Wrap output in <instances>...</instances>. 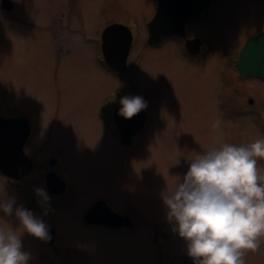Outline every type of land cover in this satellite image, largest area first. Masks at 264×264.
<instances>
[{"label": "rangeland", "instance_id": "1", "mask_svg": "<svg viewBox=\"0 0 264 264\" xmlns=\"http://www.w3.org/2000/svg\"><path fill=\"white\" fill-rule=\"evenodd\" d=\"M11 1V12H5L0 3V117H15L19 104L27 108L35 105L38 128L32 150L43 139L44 155L55 150L63 153L71 187L67 203L54 215L60 243L83 249L91 257L88 264H159L158 249L151 244L148 233L155 232L152 221L161 222L166 217L162 192L167 184L174 187L187 172L189 160L199 152L224 142L248 144L263 137L261 115L255 102L250 105L248 99H253L254 93L264 99V82L250 79L248 85L230 87L222 102L219 78L226 69L228 76L233 73L230 62L236 58L244 36L264 27V0H214L213 12L190 27L193 34L213 37L208 58L199 64L183 54L176 41H170L163 50L144 45L145 27L157 0ZM68 11L76 13L70 16L72 24L79 26L78 22L83 21L85 26L70 39V54L59 62L55 53L65 52L63 37L55 34L52 22L57 14ZM126 15L134 34L140 33V40L125 69L127 74L109 78L94 61L96 49L87 38L98 25L102 31L111 24L112 17ZM120 22L127 24L126 20ZM219 33H223V40L218 41ZM159 74L167 77V84L158 81ZM131 76L140 80L138 85L147 87L148 105L167 109L160 113L154 110L153 123L136 157L127 160L123 148L116 143L108 146L109 137L102 131L103 120L99 121L97 110L111 88L133 87ZM156 88L160 89L159 99H153ZM217 117L221 118V127L213 129ZM44 155L42 158L47 157ZM36 180L28 179L19 191L3 183L2 178L0 186L21 204L26 197L37 200ZM97 196H104L116 210L123 204L137 207L148 227L141 224L137 230L126 232L83 226L82 211ZM39 206L45 210V206ZM36 214L49 223L48 214ZM0 215L5 220L0 226H20L14 214ZM164 227L173 233L169 222ZM174 237L169 249L172 245L176 249L186 246L178 234ZM22 241L30 260L54 262L52 250L45 247L46 240L24 232ZM244 259L246 264L264 263V238L260 249L247 250ZM160 262L166 264L167 260L161 257Z\"/></svg>", "mask_w": 264, "mask_h": 264}, {"label": "flooded vegetation", "instance_id": "2", "mask_svg": "<svg viewBox=\"0 0 264 264\" xmlns=\"http://www.w3.org/2000/svg\"><path fill=\"white\" fill-rule=\"evenodd\" d=\"M158 1H156V7L154 14L156 13L158 7ZM2 6V0H0ZM215 1L210 0L209 4L201 12L196 14L195 16L191 17L185 22V31L184 37L176 36V35H169L166 36L161 40V42L157 46H150L148 44L149 40V31H148V24L152 20V18L147 22L145 27V36H143L142 41L145 39V46L148 48H153L156 50H163L170 41H176L179 44V48L183 49V54L187 55L191 58L194 63H200L201 61L204 62L205 59L208 58L211 47L213 45V37L211 34L208 33H191L190 27L193 24L201 23L203 19L209 16L213 12V6ZM3 7V6H2ZM14 8V5H13ZM12 8V10H13ZM4 9V8H3ZM5 11V12H11ZM72 11H68L65 13H61L60 15H56L55 20L52 22V29H54L55 34H59V38L63 37L62 43L64 45L65 52L62 50L59 53H55V59L57 61H63L66 54H70L69 48L72 46L70 39L75 37L76 34H80L83 31L85 24L83 21L78 22L79 26H75L71 22V15H74ZM127 16V15H126ZM59 17V18H58ZM82 15L78 13L77 19H80ZM120 20H126L127 24L120 22ZM130 17H123V18H113L111 20V24H107L104 26L103 30H99V25L94 29L95 32L92 36H89L87 40L95 46V52L93 55L94 61L99 63L102 70L106 73V76L110 77H117L121 78L124 77L127 73L126 70L119 72L112 69L106 62V57L103 52V32L113 25H121L124 26V29L127 30L130 34V44L129 48L127 49L126 53V69L129 68V60L131 56H133L134 48L138 45L140 40V33L139 35L134 34L131 27H129ZM37 27H40L37 25ZM95 27V26H94ZM93 27V28H94ZM129 30V31H128ZM264 30V27L260 30L254 31L248 36H244L243 42H245L249 37H252L261 31ZM248 33V32H245ZM244 33V34H245ZM65 35V37H64ZM145 37V38H144ZM186 40H193L194 43L197 42L198 44V52L197 54H191L187 47H186ZM241 43L239 47V51L243 44ZM171 43V42H170ZM64 54V55H63ZM182 54V56H183ZM239 54V52H238ZM233 58L230 62V67L234 69L232 74H227V69L224 70V75H221L219 78L221 92L219 97L221 98L222 102L224 101L225 94H227V89L230 87L234 88L237 86H245L247 81L250 79H258L253 76H243L241 75L238 67H237V59ZM115 56V55H114ZM232 64V65H231ZM227 68V63H226ZM126 73V74H125ZM135 77V76H134ZM158 81L167 84V77L159 74L157 76ZM131 80H134V84ZM139 80L137 77L129 79V83H132L133 87L130 89L127 88L122 89L120 87L116 88L113 87L109 90V95L106 100L101 104V107L97 110L99 121L100 119L103 120L101 122V126L103 127L102 131L108 134L109 137V145L115 143L123 148L124 154L123 158L127 160H132L135 156V152L138 150L139 145H141L142 140L144 139L148 129L150 128L151 124L154 120V110L157 113L163 111V109H167V107H158L148 105L146 109L141 110L138 114L134 115L131 119H125L124 117L118 114V110L121 107L120 99L123 96H134V95H141L146 98L145 94L147 91V87L143 85H138L136 82ZM263 81V80H260ZM140 82V80H139ZM264 82V81H263ZM141 83V82H140ZM248 85V84H247ZM234 86V87H233ZM258 91L259 89L256 88ZM254 91V90H253ZM255 92V91H254ZM255 97L249 98L248 103L252 105L255 102L256 109L258 115H261V132L264 137V99L260 97V95H256ZM194 95V94H193ZM153 99L160 98V89L156 88V92L153 95ZM226 102V101H225ZM152 107V109L150 108ZM220 108H223L220 106ZM261 110V111H260ZM15 120H22L23 126L27 128L28 136L26 142L23 146V152L26 155L27 159L31 164V168L28 172H24V174H17L15 178L8 177L0 172V178L3 179V183H7L12 187V189L19 191L24 187V183L33 177H36V181L39 186H44L48 189L49 193L51 194V208L49 210H42L38 203V200L30 197H26L22 200L21 204H24L27 208L35 210V213H42L48 214L50 217L49 225L51 239L46 240L45 247L52 250V255L55 256L54 262L52 261L51 264H88L91 260L89 254L85 252L83 249L79 247L69 246L68 244H61L59 239V233L57 228V219L54 215L57 213L60 207H63L65 203H67L68 197L67 193L70 191L71 182L67 175L66 168L64 165V157L62 156V152L60 150H55L52 152H47V155L43 154V139L35 145L34 149L32 150V145L34 142V137L37 133L38 128V118L36 113V106L30 105L28 108L24 107L23 104H19L15 107ZM20 130V127H18ZM105 135V134H103ZM104 145H107L106 142H103ZM47 156L42 158V156ZM44 159V160H43ZM124 159H122V162ZM260 167L264 169V159L260 160ZM181 178V177H179ZM5 188V187H4ZM129 191V189L127 190ZM76 192V191H74ZM72 192V193H74ZM131 203L130 198H126ZM97 208L95 212L90 214L92 216L87 220L86 215L92 208ZM113 213V214H112ZM109 214V215H108ZM116 214V215H114ZM105 215L110 216L113 219H106ZM143 217L141 212L135 206H128L123 204L122 207L119 209H114L109 202L107 201L104 196H97L96 199L92 200L90 203L86 204V207L82 211L81 215V224L86 226L87 228L91 229H98V230H106V231H126L131 232L135 231L140 228L142 225L147 226L143 223ZM124 220V222H123ZM142 220V221H141ZM153 224V233H148V238L154 246L157 247V259L158 263L160 262L161 257L167 260L166 264H193V260L191 257L187 255V248L183 244L179 249H176L171 246L169 249V244L174 240L175 233H170L168 229H164L168 220L166 217L161 219V222L152 221ZM142 224V225H141ZM151 226V227H152ZM36 259V258H35ZM29 264H40L37 260H29ZM264 264V263H263Z\"/></svg>", "mask_w": 264, "mask_h": 264}, {"label": "clouds", "instance_id": "3", "mask_svg": "<svg viewBox=\"0 0 264 264\" xmlns=\"http://www.w3.org/2000/svg\"><path fill=\"white\" fill-rule=\"evenodd\" d=\"M118 114L131 119L148 106L141 95L123 96ZM217 117L213 129L221 127ZM264 137L248 144L224 142L199 152L174 187L162 192L166 219L173 233L186 242L193 264H246L247 250L256 251L264 238ZM38 203L51 208V194L44 186L35 189ZM0 212L19 220V227L0 226V264H29L23 249L24 232L51 239L47 222L18 204L0 186ZM0 221L4 216L0 215ZM7 223V222H6Z\"/></svg>", "mask_w": 264, "mask_h": 264}, {"label": "water", "instance_id": "4", "mask_svg": "<svg viewBox=\"0 0 264 264\" xmlns=\"http://www.w3.org/2000/svg\"><path fill=\"white\" fill-rule=\"evenodd\" d=\"M209 2L210 0H204L200 9L192 10L188 0H159L156 13L148 24V43L151 46H157L163 38L171 35L169 30H174L176 36L183 37L185 22L201 12ZM2 6L10 9L11 1L3 0ZM117 26H110L103 32L102 48L107 64L115 71L122 72L126 69V55L120 56L119 53L117 56L109 55L107 51L110 48L117 50L129 48L131 39L129 32H125L127 30L124 27L120 30ZM119 31L124 33L123 38L117 36ZM186 47L191 54H194L198 44L193 40H186ZM237 66L243 76L264 78V31L245 42L239 53ZM23 123L22 120H15V118H0V172L12 178H15L17 174L28 172L31 168L21 148L28 136L27 128L23 126ZM17 141L19 149L15 145ZM93 209L87 213V220L92 217L90 214L93 213Z\"/></svg>", "mask_w": 264, "mask_h": 264}, {"label": "bare ground", "instance_id": "5", "mask_svg": "<svg viewBox=\"0 0 264 264\" xmlns=\"http://www.w3.org/2000/svg\"><path fill=\"white\" fill-rule=\"evenodd\" d=\"M203 1L204 0H188V2H189V5L190 6H192V10H196V9H200V7H201V5H202V3H203ZM9 10H12V8H10ZM8 10V11H9ZM171 15V14H170ZM193 17V16H192ZM124 26H121V25H118L117 26V28L118 29H120V30H122V28H123ZM171 29V28H170ZM170 31V34L171 35H175L174 33V30H169ZM126 32V31H125ZM222 34L223 33H219V35H218V41H220V40H223L222 39ZM167 35H169V34H167ZM256 35H258V34H256ZM256 35H254V36H256ZM117 36L119 37V38H123L124 37V33L122 32V31H119L118 33H117ZM254 36H252V37H254ZM161 37V36H160ZM184 37V36H183ZM252 37H249V38H252ZM149 44V43H148ZM244 44H245V42L242 44V46H241V48L244 46ZM150 45V44H149ZM151 46V45H150ZM108 51V54L109 55H115V56H117L118 55V53H119V55L120 56H124V55H126V51H127V47H125L124 49L123 48H120L119 50H117V49H112V48H110V49H108L107 50ZM197 52H198V50L197 51H195L194 52V54H197ZM253 77H256V78H258L259 80H263L264 81V78H261V77H257V76H253ZM24 144H25V142L21 145V148H22V152H23V146H24ZM15 145H16V147H18L19 146V143H18V141L15 143ZM18 149H19V147H18ZM24 153V152H23ZM96 207L93 209V212H95L96 211ZM109 215V214H108ZM105 217H106V219H113V218H111L110 216H107V215H105ZM123 222H124V220H123ZM125 223V222H124Z\"/></svg>", "mask_w": 264, "mask_h": 264}]
</instances>
